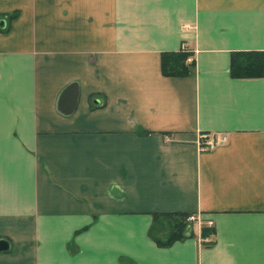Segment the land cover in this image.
<instances>
[{
    "label": "crops",
    "instance_id": "0c3cea01",
    "mask_svg": "<svg viewBox=\"0 0 264 264\" xmlns=\"http://www.w3.org/2000/svg\"><path fill=\"white\" fill-rule=\"evenodd\" d=\"M0 20V264H264V74L229 75L264 57V0H0ZM182 46L192 75L162 76ZM153 213L214 234L159 248Z\"/></svg>",
    "mask_w": 264,
    "mask_h": 264
},
{
    "label": "trees",
    "instance_id": "16d2710c",
    "mask_svg": "<svg viewBox=\"0 0 264 264\" xmlns=\"http://www.w3.org/2000/svg\"><path fill=\"white\" fill-rule=\"evenodd\" d=\"M193 69V54L183 48L176 52H163L160 55V71L164 77L185 78L192 75ZM263 74V53L253 51L230 53L229 75L231 78H259ZM146 134L141 130L137 132L138 136ZM188 215L187 213H153L147 236L159 248H167L177 241L193 237L192 223L185 221ZM213 234L214 231L211 228L202 226L200 229L202 239H208ZM204 243L206 246L211 245V242Z\"/></svg>",
    "mask_w": 264,
    "mask_h": 264
},
{
    "label": "built area",
    "instance_id": "2783aa9c",
    "mask_svg": "<svg viewBox=\"0 0 264 264\" xmlns=\"http://www.w3.org/2000/svg\"><path fill=\"white\" fill-rule=\"evenodd\" d=\"M169 141L168 138H165ZM228 138L225 134L220 133H200L197 136L196 147L200 152H210L218 147L227 144ZM187 222L200 223V219L196 215H189L186 218ZM208 226H212V222H208Z\"/></svg>",
    "mask_w": 264,
    "mask_h": 264
},
{
    "label": "water",
    "instance_id": "95a60500",
    "mask_svg": "<svg viewBox=\"0 0 264 264\" xmlns=\"http://www.w3.org/2000/svg\"><path fill=\"white\" fill-rule=\"evenodd\" d=\"M0 28H4V21L0 20ZM77 91L74 85L68 86L60 95L58 99V109L64 111V113H69L76 106ZM9 245L7 241L0 240V252L8 251Z\"/></svg>",
    "mask_w": 264,
    "mask_h": 264
}]
</instances>
